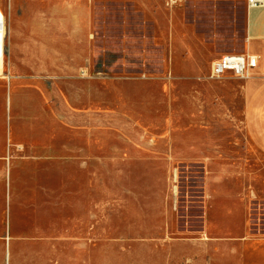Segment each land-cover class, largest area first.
Listing matches in <instances>:
<instances>
[{"label":"rangeland","instance_id":"rangeland-1","mask_svg":"<svg viewBox=\"0 0 264 264\" xmlns=\"http://www.w3.org/2000/svg\"><path fill=\"white\" fill-rule=\"evenodd\" d=\"M87 3L90 61L76 54L73 66L44 73L41 92L16 90L18 104L32 105L27 125L53 128L60 190L57 240L23 245L18 264H264V159L251 155L256 176L240 180L242 149L232 147L245 135L215 132L228 126L227 97L205 86L217 80L213 63L245 43L242 7L233 21L191 2ZM49 39L59 50L85 40ZM5 89L0 82L4 126L15 113Z\"/></svg>","mask_w":264,"mask_h":264},{"label":"crops","instance_id":"crops-1","mask_svg":"<svg viewBox=\"0 0 264 264\" xmlns=\"http://www.w3.org/2000/svg\"><path fill=\"white\" fill-rule=\"evenodd\" d=\"M87 1L91 0H0L4 16L0 82L6 87L5 98L9 101L10 110L15 112L6 114L8 123L5 126L0 124V247L5 249L3 252L0 248V256L4 253V264H18L21 247L29 245L30 241L44 237L48 241L53 236L57 240L58 237L59 158L54 143L48 142L54 131L53 128L39 126L37 122L34 126L27 125L28 118L34 116L29 113L32 105L28 97L23 98V104H18L16 90L32 87L31 93L41 92L37 87L43 85L44 73L49 74L63 64L73 66L80 58L87 63L90 61L87 54L91 52L88 47L93 19ZM155 1L158 4L168 2L145 0L148 6ZM172 1L213 6L217 10L222 8L227 12L223 14L233 21L234 10L242 7L243 17L238 20L243 24L246 40L234 53L257 57L258 67L244 80L236 76L222 77L208 81L205 86L213 93L227 97L223 115L228 126L215 132L245 135L243 146L233 142L232 148L242 149L241 154L234 153L243 165L237 172L240 180L248 183L256 176L247 168L250 156L257 154L259 164L264 159V7L250 8L248 0ZM46 2L55 5L52 14L44 13ZM176 22L175 17L169 20L171 26ZM52 31L58 37L66 36L71 43L77 34H82L85 39L82 50H75L73 44L65 50L52 48L49 39ZM184 38L188 39L189 35ZM186 43L184 40L185 46ZM76 54L81 56L76 59ZM21 137L23 141L19 140ZM26 150L31 154L21 156ZM252 151L257 153L252 154ZM260 174L257 173L258 181L262 182ZM223 176L216 168L213 183L216 182L217 190L221 192L224 191L220 183Z\"/></svg>","mask_w":264,"mask_h":264},{"label":"built area","instance_id":"built-area-1","mask_svg":"<svg viewBox=\"0 0 264 264\" xmlns=\"http://www.w3.org/2000/svg\"><path fill=\"white\" fill-rule=\"evenodd\" d=\"M250 8L264 7V0H248ZM258 67L255 56L228 54L213 63L211 67L212 78L221 79L226 73H233L236 77L247 78L251 71Z\"/></svg>","mask_w":264,"mask_h":264},{"label":"bare ground","instance_id":"bare-ground-1","mask_svg":"<svg viewBox=\"0 0 264 264\" xmlns=\"http://www.w3.org/2000/svg\"><path fill=\"white\" fill-rule=\"evenodd\" d=\"M3 38H4V16L0 10V61L3 54Z\"/></svg>","mask_w":264,"mask_h":264}]
</instances>
